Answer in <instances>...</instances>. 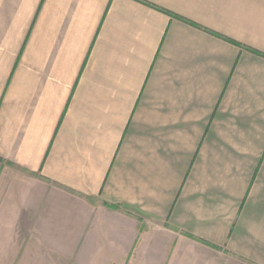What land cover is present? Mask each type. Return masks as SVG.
Listing matches in <instances>:
<instances>
[{"label": "crops", "instance_id": "crops-1", "mask_svg": "<svg viewBox=\"0 0 264 264\" xmlns=\"http://www.w3.org/2000/svg\"><path fill=\"white\" fill-rule=\"evenodd\" d=\"M11 198L99 264H264V0H0Z\"/></svg>", "mask_w": 264, "mask_h": 264}, {"label": "rangeland", "instance_id": "rangeland-1", "mask_svg": "<svg viewBox=\"0 0 264 264\" xmlns=\"http://www.w3.org/2000/svg\"><path fill=\"white\" fill-rule=\"evenodd\" d=\"M13 199L7 201L5 209H0V264H99L93 261L94 254L88 257L82 249H76L74 256L68 255L67 243L82 240H70L66 216L59 213L62 208L45 203L39 206L36 200L17 202ZM78 234L81 236V232H75V237ZM41 244L45 245L34 246ZM49 244L57 247L46 246ZM80 258L86 262H78ZM139 259L138 263L122 264H147L145 257L140 255Z\"/></svg>", "mask_w": 264, "mask_h": 264}]
</instances>
